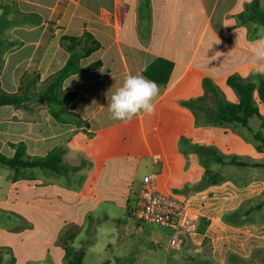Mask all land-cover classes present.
I'll return each instance as SVG.
<instances>
[{"label":"crops","instance_id":"1","mask_svg":"<svg viewBox=\"0 0 264 264\" xmlns=\"http://www.w3.org/2000/svg\"><path fill=\"white\" fill-rule=\"evenodd\" d=\"M249 1L151 0L145 6L143 0H0V91L30 96L27 107L0 105V152L13 156L24 143L29 159L51 152L62 156L59 170L16 171L0 164L1 264H69L67 247L87 255L98 244L95 235L111 221L117 225L109 232L120 237L108 244L115 246L110 264L127 258L135 242L143 260L151 262L149 253L167 250L170 231L132 224L141 171H158V188L181 195L179 189L199 183L206 170L199 154L186 150V140L227 143L236 154L263 160L264 153L240 130L209 123L206 112L185 104L207 95V77L227 100L239 101L228 78L250 77V57L264 34V26L241 18ZM87 31L101 47L81 65L101 66L64 80L60 90L71 113L57 117L41 93L70 57L63 37ZM159 56L174 66L168 83L159 85L155 114H140L128 124L113 120L107 96L129 74L145 76ZM260 109L264 114V103ZM224 185L210 190L219 193ZM206 192L189 191L187 198L201 199ZM133 227L149 238L147 252Z\"/></svg>","mask_w":264,"mask_h":264},{"label":"trees","instance_id":"2","mask_svg":"<svg viewBox=\"0 0 264 264\" xmlns=\"http://www.w3.org/2000/svg\"><path fill=\"white\" fill-rule=\"evenodd\" d=\"M150 2L151 0H143L145 6H149ZM241 18L245 21L256 22L264 26V0H251L247 2L245 9L241 12ZM63 42L71 51L70 57L65 66L53 75L51 82L41 93L42 99L51 105V111L57 117H59L60 114L71 113L66 107L68 100L60 90L64 80L74 73L91 70L101 66L100 61L91 63L86 67L81 65V59L83 57L90 55L94 50L101 47L100 41L97 40L91 32L87 31L82 36L66 35L63 37ZM1 46L2 42L0 41V57L2 55ZM173 66L174 63L172 60L159 56L146 66L144 75L148 79L155 81L158 85L166 84L170 79ZM228 83L239 95V101L232 102L227 100L221 88L216 85L210 77H207L205 78L207 95L188 100L185 104L193 109L206 112L209 123L231 125L236 129H247L258 141L256 144L258 151L264 153V114L260 109V103H264V77L256 76L253 73L248 78L239 74H233L229 76ZM70 94L71 96L76 95V93ZM208 94H211L216 101V106L213 108L204 104ZM29 99L30 96L27 94L0 91V105L14 104L27 107ZM256 115L263 119L262 127L258 130H255L251 123L252 118ZM193 148L199 154L201 162L206 170L199 183L193 185L187 184L182 189H179L181 195L186 198L188 197L189 191L206 192L213 187L222 186V184L226 182V177L221 170L210 167L212 163L216 165L220 164L221 166L231 164L238 167H264V161H256L235 153H233V155H226L222 153L216 145H206L197 142L193 144ZM61 162L62 156L58 152H51L47 157L38 159L27 158V149L24 143H19L17 145V151L13 156L0 152V164L8 166L16 171L37 166L59 170L62 167ZM242 184L243 183H239L238 185L241 186ZM262 209H264V200L251 205L245 213L250 215ZM228 212L229 211H224L221 214V219L224 223L236 227L245 224V221L242 220L243 213L240 209H233L230 213ZM223 216H225V218H223ZM240 217L241 221L239 219ZM210 223L211 221L208 217H203L200 231L206 233ZM257 250H262V248ZM4 252V249L0 251V264L2 263ZM85 255L86 251L82 248L77 249L73 246L67 247L66 260L69 264H85ZM262 257L264 260V254ZM102 264H110V261Z\"/></svg>","mask_w":264,"mask_h":264},{"label":"rangeland","instance_id":"3","mask_svg":"<svg viewBox=\"0 0 264 264\" xmlns=\"http://www.w3.org/2000/svg\"><path fill=\"white\" fill-rule=\"evenodd\" d=\"M205 102L208 107L213 108L216 106V101L212 95H208ZM251 123L254 129L258 130L262 127L263 119L256 115L252 118ZM212 124L215 125L217 123ZM238 130L240 132L236 131L240 133L243 139L256 147L258 141L253 134L245 128ZM185 142H187V145L185 144L186 150H194V142H190V140H186ZM212 145H216L226 155H233L236 152L230 150L227 143H222V146L215 143ZM227 147L228 149H226ZM237 154L241 156L240 152H237ZM246 157L256 159L252 156ZM261 161H264V158ZM210 167L215 168V164L212 163ZM216 168L219 170L222 168V172L226 177L225 184H227L224 187L227 188L219 193H216L212 189L202 195L200 199L205 203V207L203 208L204 217H208L211 221L206 236L200 231L196 235L197 238L196 236L195 238H189V241L186 242L181 250L151 252L149 253L152 259L151 262L148 259L143 260V255L136 248L139 245L135 242L132 252L128 257L118 260L116 264H264L262 257L264 254V209L253 212L250 215L245 213L251 205L264 200V167H238L231 164L221 166L217 164ZM147 171L149 172V170ZM144 174L145 171H141L142 179ZM253 181L260 183L257 186L254 185L255 187L249 186V188L248 184ZM239 183L243 184L240 186L238 185ZM230 186L239 188V190L231 188ZM246 186L248 189H245ZM195 194L199 193L192 195L195 196ZM223 209L225 212L229 211L228 213L233 209H240L243 213L242 220L245 221V224L236 227L224 223L221 219V214L218 216V211ZM239 219L241 221V217ZM131 221L135 227L138 220L132 217ZM116 225L117 222L111 221L107 223V230L101 229L100 233L95 235L98 239V244L94 249L88 251L84 260L85 264H102L113 258L112 256L115 254L113 249L115 246H112V248L108 244L115 243L120 237V234L109 232V229H113ZM143 226L146 229L159 228L165 231L167 230L168 232L171 231L170 228L162 225L146 224ZM134 227L132 232H136L135 234L141 237V245L144 251L147 252L146 241L149 242V238L145 233L138 232ZM85 234H87V230ZM128 238L131 239V237ZM260 248L262 250H257Z\"/></svg>","mask_w":264,"mask_h":264},{"label":"built area","instance_id":"4","mask_svg":"<svg viewBox=\"0 0 264 264\" xmlns=\"http://www.w3.org/2000/svg\"><path fill=\"white\" fill-rule=\"evenodd\" d=\"M158 178V171L144 175L133 216L142 226L153 224L170 228L167 250H181L189 238L199 233L205 203L198 198H185L172 191L160 190Z\"/></svg>","mask_w":264,"mask_h":264},{"label":"clouds","instance_id":"5","mask_svg":"<svg viewBox=\"0 0 264 264\" xmlns=\"http://www.w3.org/2000/svg\"><path fill=\"white\" fill-rule=\"evenodd\" d=\"M249 63L253 74L264 77V34L252 51ZM160 94L159 85L143 75L125 77L123 85L108 98V110L113 120L124 124L132 122L140 114L152 116L156 111L154 101Z\"/></svg>","mask_w":264,"mask_h":264}]
</instances>
